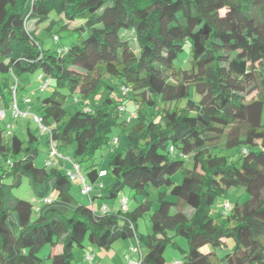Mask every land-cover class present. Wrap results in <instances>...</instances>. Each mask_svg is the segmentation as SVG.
<instances>
[{"label": "trees", "instance_id": "obj_1", "mask_svg": "<svg viewBox=\"0 0 264 264\" xmlns=\"http://www.w3.org/2000/svg\"><path fill=\"white\" fill-rule=\"evenodd\" d=\"M30 25L57 38L55 44L56 28L76 39L43 49ZM35 71L50 81L49 95L37 100L46 142L74 144L93 191L89 206L78 204L63 170L34 166L38 139L29 129L20 140L0 127V264H41L46 245L60 247L50 264H74L85 240L108 250L127 239L144 248L138 264H164L177 237L187 243L177 264H264V0H0L6 114L13 88L16 95L22 88L16 79ZM67 97L75 109H65ZM117 127L127 139L121 150L117 138L109 142ZM258 138L259 145L252 143ZM109 143L105 175L113 182L105 188L96 185L104 170L93 160ZM188 156L192 169L184 167ZM178 171L176 185L171 177ZM22 178L40 205L12 195ZM233 187L249 199L213 212ZM123 188L133 196L165 190L148 234L137 233L147 201L132 211H121V199L116 208L104 203L106 214L91 208L97 196L115 199Z\"/></svg>", "mask_w": 264, "mask_h": 264}, {"label": "rangeland", "instance_id": "obj_2", "mask_svg": "<svg viewBox=\"0 0 264 264\" xmlns=\"http://www.w3.org/2000/svg\"><path fill=\"white\" fill-rule=\"evenodd\" d=\"M73 25V24H70ZM30 30L36 35V38L38 42L42 45L43 49H56L57 47H67L69 46L74 40L76 39L75 36L68 35V32L65 31H58L57 28L53 31L54 34H56L59 37V43L55 44L53 41L52 36L48 35L47 33L43 32L40 28L34 29L32 25H30ZM131 49L136 48V44L134 41H129ZM186 51L181 55L180 59L183 58L186 55ZM179 59V61H180ZM187 59L185 61V65H187ZM177 62V64L179 63ZM40 72L35 71L33 73H28L21 75L18 77L17 83L22 87L17 94V100L20 101L21 98H28L30 100L29 104L24 105L22 103L19 104L22 109L28 113L25 118L17 119L16 121L11 119L9 110L7 112V115L4 122L0 123V127H3L7 124L11 125L13 127L14 134L20 139L24 140L26 138V131L29 129L31 134L35 136L38 141L36 143V149H37V155L34 159V166L36 168H43L45 165L47 166V163L49 158L47 155L48 149H47V138L49 135L48 129L45 131H42L41 128L37 123L33 121V115H36L40 117V112L37 110L39 108L37 104L38 99H42L49 95V90L44 91L41 94H36V90L39 88L41 84V80L39 79ZM74 99L72 97H67L64 101V107L66 110H73L76 108V104L73 102ZM130 108V107H129ZM134 108V107H133ZM134 110V109H133ZM131 110V111H133ZM129 116V109H127L126 112L123 113L124 118H128ZM262 124H264V107H263V113L261 118ZM9 129V128H8ZM114 138L118 139V144L116 146V150H121L126 147L127 145V139L125 137L124 133H121L119 128H114L110 137L109 142H111ZM256 145L260 144V139L258 138L256 141L252 142ZM222 142L218 144V147H222ZM112 146L111 144H107L102 146L96 154L95 159L93 160L96 169L109 171V159H108V153L110 152ZM75 146L74 144H68V145H62L58 147V153L59 155L63 156L65 159H69L72 162L77 163V158L75 157ZM55 159V158H54ZM57 160V159H55ZM58 164L60 166L59 169L63 170L65 173L72 172V165L68 161L66 164H61L60 160H57ZM81 170L82 175L86 179V164H78ZM50 167V166H47ZM184 167L187 169H192L193 167V159L192 156H188L187 159L184 162ZM182 180V172L178 171L176 172L172 177L171 181L173 184H180ZM71 185L69 187V194L75 199V201L80 205L89 206V198L88 196L82 194L81 192V185L78 183L77 180L70 181ZM113 182V178L110 174L100 176V178L97 180L96 185L102 184L105 188L109 186ZM7 183H10V181H7ZM88 183V181H87ZM164 189L154 190L151 188H147V195L138 194L133 196V192L129 188H123L118 196L115 199L111 200H102L98 198V196L94 199V210L98 211L99 207L106 203L109 204L110 207L116 208L118 206L119 199L125 198L128 204V210L132 211L137 205L142 204L144 202L149 203L150 211L143 215V217L139 218L137 222V233L139 235H145L150 232V223H149V216L150 214L157 209L158 207V194L161 192H164ZM12 195L18 199L27 201L32 203L34 206L40 205V202L36 197L33 196L28 180L26 178L21 179V183L18 187L14 188L12 190ZM165 199L167 201H173L174 198L171 197L168 193L165 196ZM249 199V196L245 193V191L240 187H233L227 190L225 193V196L217 198L215 201L212 211L213 212H221L223 205L225 203H228L229 205H233L235 203H243L246 200ZM181 209H184L185 212H190V210L181 205ZM177 247H173L171 245L167 246L164 251V264H175L176 261L182 262L183 255L180 252V250H187V243L183 238L177 237L174 239ZM232 243L230 242V246L232 247ZM60 247L57 246L54 249L51 248L50 245L44 246L41 251L38 253L39 258L42 259L41 264H50V260H48V256L51 253L57 252V250ZM133 248V250L131 249ZM85 252H89L93 256V263L92 264H128L129 260L131 261H138L140 253H144V248L141 245L140 247L137 246L134 239H127V240H118L114 242L111 247L108 250L96 248L92 246L87 240L84 241V249L83 250H75V256H74V264H90L89 262L85 261L83 259ZM83 256V257H82Z\"/></svg>", "mask_w": 264, "mask_h": 264}, {"label": "built area", "instance_id": "obj_3", "mask_svg": "<svg viewBox=\"0 0 264 264\" xmlns=\"http://www.w3.org/2000/svg\"><path fill=\"white\" fill-rule=\"evenodd\" d=\"M54 41H57V38H54ZM39 79L42 81L40 86H39V88H38L39 91L42 92V91L48 89L49 83H50L49 79H46L42 75L39 76ZM121 91L123 93H128V89L125 88V87H122ZM12 95H13L12 96L13 100H12L11 108L9 110L11 119L16 121L17 119L25 118L28 113H26L19 106V104L22 103V104L27 106V104H29L30 100L28 98H23L21 100V102L19 103V101L17 100L15 87L13 88ZM120 110H123V108H121ZM6 115L7 114H6L5 110L0 109V123L4 122L3 120L5 119ZM131 117H133V116L131 115ZM33 121L39 125V127L41 128L42 131H44V130L46 131L47 130V128H45L41 124V120H40V118L38 116L33 115ZM6 127L9 128V130L13 129V127L11 125H8V124L6 125ZM113 143L116 144L117 143V139H113ZM47 149H48L47 155H48V158H49L48 162H46L47 166H50V167L57 166V164H58V162H56L57 160H60L62 165L66 164L69 161L70 164L72 165V172L66 173L68 179L70 181L77 180L78 183L81 185L82 194H84V195L88 196V198H90V194L93 191V186L87 183L85 177L81 173V170H80V167H79L78 163L72 162L71 160L65 159L63 156L59 155V153H58V145L51 139H49L48 142H47ZM170 150L172 151V148H170ZM54 158L57 159V160H55ZM58 166H60V165L58 164ZM103 175H105V171L99 172V176H103ZM99 188H101V185L99 186ZM44 201L49 203L50 199H45ZM90 205H91V203H90ZM93 205H91L92 209H94ZM119 206H120L121 211H125L127 209L128 204H127V201H126L125 198H122L120 200V205ZM223 209H224L225 212L229 211L230 210V205L228 203H225L223 205ZM98 211L101 212L102 214H106L108 212V208H107L106 205L102 204L99 207ZM131 249L133 250V248H131ZM84 260L89 262L90 264H92L93 263L92 254L89 253V252H85L84 253ZM128 264H138V261L129 260ZM175 264H177V263H175Z\"/></svg>", "mask_w": 264, "mask_h": 264}]
</instances>
